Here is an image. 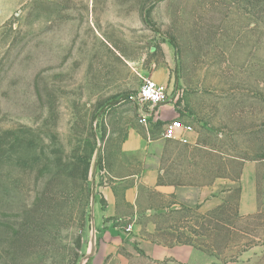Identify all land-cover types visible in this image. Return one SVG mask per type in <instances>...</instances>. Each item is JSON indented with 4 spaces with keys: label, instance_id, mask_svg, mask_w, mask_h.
Wrapping results in <instances>:
<instances>
[{
    "label": "rangeland",
    "instance_id": "rangeland-1",
    "mask_svg": "<svg viewBox=\"0 0 264 264\" xmlns=\"http://www.w3.org/2000/svg\"><path fill=\"white\" fill-rule=\"evenodd\" d=\"M15 4L0 23V264H81L121 144L173 120L197 133L217 193L139 217L137 233L200 245L207 264H264V0H3L0 13ZM160 68L171 105L146 134L129 96ZM246 161L260 163L258 207L240 215Z\"/></svg>",
    "mask_w": 264,
    "mask_h": 264
},
{
    "label": "crops",
    "instance_id": "crops-1",
    "mask_svg": "<svg viewBox=\"0 0 264 264\" xmlns=\"http://www.w3.org/2000/svg\"><path fill=\"white\" fill-rule=\"evenodd\" d=\"M16 6L1 10L0 23L11 16ZM166 70H154L151 79L159 84L166 82ZM157 73L164 79L155 78ZM170 105L164 104L163 110ZM173 114L177 112L174 110ZM158 134L146 138L139 130H132L121 144L116 163L107 172L110 183H104L93 207L95 245L86 264L208 263L207 253L200 245L185 241L165 243L137 233L141 228L139 217L159 216L178 207L197 206L201 211L209 193H217V182L207 181L206 148L197 143L198 135L193 127L182 125L171 138ZM259 167L260 163L254 161L242 164L240 177L235 182L239 188L236 211L240 215L253 213L258 207Z\"/></svg>",
    "mask_w": 264,
    "mask_h": 264
},
{
    "label": "built area",
    "instance_id": "built-area-1",
    "mask_svg": "<svg viewBox=\"0 0 264 264\" xmlns=\"http://www.w3.org/2000/svg\"><path fill=\"white\" fill-rule=\"evenodd\" d=\"M129 98L136 105L138 123L146 129V134H149L147 126L156 114V109L170 100L166 87L152 79L145 78L138 92L134 96H129ZM182 125L191 128L189 125L183 124L178 120L165 123L162 136L165 138L173 137L175 130L182 127Z\"/></svg>",
    "mask_w": 264,
    "mask_h": 264
},
{
    "label": "water",
    "instance_id": "water-1",
    "mask_svg": "<svg viewBox=\"0 0 264 264\" xmlns=\"http://www.w3.org/2000/svg\"><path fill=\"white\" fill-rule=\"evenodd\" d=\"M92 186L94 189V172L92 176ZM94 245H95V229H94V220H93V194L91 198V216H90V234H89V242H88V250L86 254L84 255V258L81 262V264H86L89 257L92 255L94 251Z\"/></svg>",
    "mask_w": 264,
    "mask_h": 264
}]
</instances>
